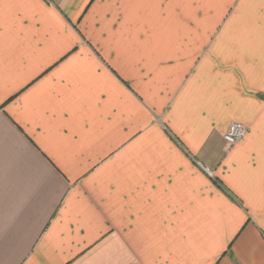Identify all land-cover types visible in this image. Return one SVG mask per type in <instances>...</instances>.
<instances>
[{
	"label": "crops",
	"instance_id": "1",
	"mask_svg": "<svg viewBox=\"0 0 264 264\" xmlns=\"http://www.w3.org/2000/svg\"><path fill=\"white\" fill-rule=\"evenodd\" d=\"M263 95L264 0H0V264H264Z\"/></svg>",
	"mask_w": 264,
	"mask_h": 264
},
{
	"label": "built area",
	"instance_id": "2",
	"mask_svg": "<svg viewBox=\"0 0 264 264\" xmlns=\"http://www.w3.org/2000/svg\"><path fill=\"white\" fill-rule=\"evenodd\" d=\"M244 134V125L239 122H232L224 132L223 139L228 146H233L244 137ZM204 170L208 175H211V172L207 168H204Z\"/></svg>",
	"mask_w": 264,
	"mask_h": 264
},
{
	"label": "trees",
	"instance_id": "3",
	"mask_svg": "<svg viewBox=\"0 0 264 264\" xmlns=\"http://www.w3.org/2000/svg\"><path fill=\"white\" fill-rule=\"evenodd\" d=\"M262 97H264V95Z\"/></svg>",
	"mask_w": 264,
	"mask_h": 264
}]
</instances>
